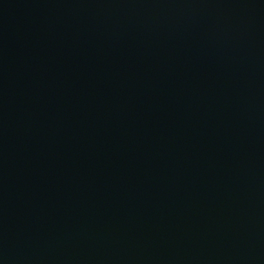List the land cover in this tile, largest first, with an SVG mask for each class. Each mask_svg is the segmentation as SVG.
<instances>
[{
	"label": "water",
	"instance_id": "1",
	"mask_svg": "<svg viewBox=\"0 0 264 264\" xmlns=\"http://www.w3.org/2000/svg\"><path fill=\"white\" fill-rule=\"evenodd\" d=\"M0 264H264V0H0Z\"/></svg>",
	"mask_w": 264,
	"mask_h": 264
}]
</instances>
